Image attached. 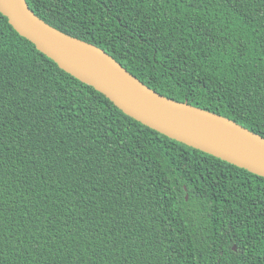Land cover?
Masks as SVG:
<instances>
[{"label": "trees", "instance_id": "16d2710c", "mask_svg": "<svg viewBox=\"0 0 264 264\" xmlns=\"http://www.w3.org/2000/svg\"><path fill=\"white\" fill-rule=\"evenodd\" d=\"M26 1L264 138V0ZM0 264H264V177L124 114L0 13Z\"/></svg>", "mask_w": 264, "mask_h": 264}, {"label": "water", "instance_id": "95a60500", "mask_svg": "<svg viewBox=\"0 0 264 264\" xmlns=\"http://www.w3.org/2000/svg\"><path fill=\"white\" fill-rule=\"evenodd\" d=\"M12 28L60 69L104 94L142 124L264 177V138L217 113L148 87L107 52L39 18L26 0H0Z\"/></svg>", "mask_w": 264, "mask_h": 264}]
</instances>
